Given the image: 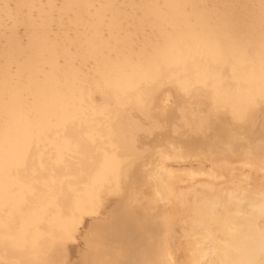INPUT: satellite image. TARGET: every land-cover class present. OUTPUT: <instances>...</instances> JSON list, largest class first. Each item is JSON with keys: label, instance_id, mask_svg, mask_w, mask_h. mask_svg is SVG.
<instances>
[{"label": "bare ground", "instance_id": "1", "mask_svg": "<svg viewBox=\"0 0 264 264\" xmlns=\"http://www.w3.org/2000/svg\"><path fill=\"white\" fill-rule=\"evenodd\" d=\"M80 1L83 0H64L60 13ZM84 1L86 2L81 10L85 14L73 15L70 21L76 26L81 25L87 35L84 34L76 40L73 38L67 43H53V40L47 39L43 33L32 34L26 56L21 55L23 50L16 43H10L4 50L6 64H9V59L14 57L8 56V49H15L14 52L18 56L14 61L15 74L8 73L7 65L0 66V247H2L0 251L5 246L9 247L11 250L9 255L16 254L14 257L17 256L18 261L26 256L22 253L26 245L28 248L24 253L31 254L27 256L33 260L31 256H34V253L37 256L45 250H41L44 247L43 242L47 251L51 249V258L49 252V258L45 257L47 254L45 250L46 254L41 253V256L44 255L46 260L44 258L42 260L40 255L41 258L37 259L44 261V264H56L57 261H61L62 258L60 259V255L57 256V254L64 250L62 249L64 245L53 242L57 236L50 228L54 230L58 228L61 233L57 234L56 231L55 233L59 235V239L61 237L60 240L66 242V239L70 238L71 229L76 224V220H71L73 217L66 218L67 213H63L64 209H62L63 212L58 210L61 206L58 193L65 194L62 201L64 204L66 201L67 205L63 204L64 208L66 207V211L69 210L68 214L77 218L96 208L103 193L114 190L120 192L122 188L125 189L124 185L129 183L127 177H136L137 174L134 165L123 172L117 158L101 152L92 177L82 189L71 188L70 185L55 179L59 181L56 183L53 178L48 177L49 181L42 180L43 188L41 184H38L41 188L39 190L42 191L38 193L36 191L38 189L21 179L18 170L30 167L28 159L34 152V148L38 149L42 143L49 142L51 137L56 150V162H60L68 142L58 138L55 135L56 130L64 129L70 122L83 120L87 116L88 108L84 99L91 94L84 95L81 88L83 80L75 66L76 60L80 65L92 61L96 85L99 88H108L117 95L129 92V89L141 80L158 76L162 64L176 65L197 55H203L204 58L215 61L223 60L228 55L239 54V58L242 59L247 44L252 41L253 36L264 30V0H243V5H233L231 14L206 12L197 7L194 0H162L163 7L157 6L152 0H140L137 6L139 12L129 15L115 9L110 0H106V6H101L93 14H89L87 7L90 0ZM228 4L231 5V2ZM52 10L49 6L45 10L47 14L41 15L38 21L31 20L28 23L29 26L33 30L38 27L44 31L50 21ZM40 11L43 10L40 9ZM105 11H109V16L103 24ZM124 22L127 23L124 24ZM104 25L107 31L106 36L102 33L101 26ZM209 26H212L213 31L209 30ZM145 27L156 30L159 40L143 38L142 29ZM129 28L131 33L128 32ZM70 47L74 48V53L70 52ZM59 58L63 59V64L58 62ZM239 81L245 86L244 89L228 93L215 88L211 94L212 99L215 106L226 108L228 118H232L236 126H242L241 129L245 127L244 125L254 128L255 136H246V140H239L236 133L238 129L226 128L223 125L225 122L220 121L218 115H213L210 108L201 109L198 118L193 120L178 105L162 110L158 115L149 118L146 132L138 131L139 123L138 125L133 122L128 123L125 129L129 128L132 135L123 143L127 144L128 150L136 151L145 143L143 141L148 142L146 137L153 134L151 138L153 141L161 142L172 137L174 141L184 143L185 151H192L204 143L211 145L226 141L225 149L229 147L226 150L223 147V152H226L221 153V149L220 152L218 151L221 154L220 158L222 154L224 155L221 161L233 156L235 159L241 157L247 164H252L254 170L263 168L264 116L261 118L258 116L259 108L256 104L264 97V33L250 71L239 76ZM136 93L133 92L131 95ZM219 116L225 117L223 114ZM228 126L230 127V124ZM144 135H146L145 140H142ZM238 148L246 150L240 152V149L237 151ZM177 151V149L171 151L176 158L184 156L185 152ZM234 151L237 153H233ZM229 153H233V156H229ZM145 154L147 156L150 153ZM166 156L168 155L165 154L164 157ZM227 161L222 163L223 166L231 162ZM220 164L219 167L222 165ZM227 166L228 164L226 168ZM135 167L139 168L138 165ZM226 168L223 169L225 172H227ZM165 175L161 173L151 178L156 194L160 195L159 199L169 194L167 200H171L167 202L169 204L166 203L171 207L165 214L166 219L162 217L165 222L158 220L161 217L156 219L157 217L150 214L147 208H139L137 204V206L132 205L130 203L132 200H128L132 198L134 202L135 198L125 195L130 199L123 202L121 211L115 217H111V219L115 218L114 224L112 227L108 224L110 228L106 229L107 233L103 231L105 227L96 229L102 230L101 233L105 235L99 237L100 239L95 237L97 242L91 247L88 245L90 250L87 256L86 254L84 256L88 259L86 262L89 264H175L178 260L171 261L169 243L180 236L179 239H183V242L179 240L182 242L179 245L183 258L179 259L178 264H264V188H260L264 187V183L263 186L258 185V190L255 187L259 183L255 182V186L252 187L256 190L252 191L251 184L249 185L251 190H246L248 185L246 188L240 185V188L236 187L239 184L236 185L235 182L231 184L236 186L228 188L229 183L224 189V186L213 187L215 181L211 182L212 184L205 181L202 185L208 184L209 187L204 188L200 183L202 188L193 179L189 180L191 181L189 185L193 187L187 188L188 184H183L184 187H182L181 184V189L186 188L181 190L178 176L171 178L173 175H168L170 177L168 178ZM218 183L219 181L215 185ZM225 183L227 181L219 185H226ZM153 201L156 202V200ZM158 206L163 207V205ZM178 221L182 224H178ZM42 222L49 224L47 228L44 226L47 230L40 226L42 230H45V238L44 233L37 226ZM181 225L183 231L179 232L177 226L181 227ZM175 229L183 234L176 236ZM49 230L51 232L48 236ZM101 233L98 234L101 235ZM41 237L44 238L43 242L41 241L42 247L37 245L40 244L37 241ZM95 238H93L94 242ZM176 245L178 247V243ZM7 247L3 254L6 253L5 251L9 253ZM53 250H57L58 253L55 251L56 254ZM62 253L61 256H63ZM66 255L67 253L64 256ZM53 256H57L58 259ZM26 257L23 258L26 259ZM11 258L10 260H14ZM32 260L30 259V262ZM20 261L28 262L29 260L21 259ZM38 262L35 260L34 264H41Z\"/></svg>", "mask_w": 264, "mask_h": 264}, {"label": "rangeland", "instance_id": "2", "mask_svg": "<svg viewBox=\"0 0 264 264\" xmlns=\"http://www.w3.org/2000/svg\"><path fill=\"white\" fill-rule=\"evenodd\" d=\"M152 1L157 6L163 7L162 0H152ZM194 1L197 7L203 9L206 12H213V13L217 12L223 14H231L233 5L244 4L243 0H194ZM85 2L86 1L83 0L80 1L78 4H72L70 5L69 9H66L63 13H60L62 6L64 4V0H28V1L0 0V66L4 64L7 65L8 66L7 71L9 70L8 73L10 75L16 72V64L14 61L18 55L17 53L14 52L15 49H8L9 50L8 56H14L13 58L9 59V64H6L5 62L6 54L4 50L5 48L7 49L10 43L13 44L16 43L21 48V50H23V52H21V55L26 56L28 54V45L30 41V36L32 34L37 35L43 33L47 39L53 40V43H62V42L67 43L72 41L73 38H75L76 40L77 38L82 37V35L84 34L87 35L86 30H84V28L81 25L76 26L74 24H71L70 21V19L73 18V15L85 14L81 10V7L83 4H85ZM110 2L111 4H113L112 6L115 7V9L117 8L118 11H121L124 14L129 15L130 13L133 12L135 13L139 12L137 6L140 0H110ZM229 2H231V5L228 4ZM106 3H107L106 0H90L87 7L88 13L93 14L95 10H97L99 7L106 6L105 5ZM49 6H51L53 10L51 13L50 21L45 27V30L43 31L38 27L33 30L28 23L31 20L38 21L41 15H46L47 13L45 12V10L49 8ZM40 9H42L43 11H40ZM108 13L109 11H105L104 13L103 24L106 23L107 17L109 16ZM127 22H124V24H126ZM101 27H103L102 28L103 35L106 36L107 31L105 25ZM142 30L144 33V36H142L143 38L148 37L152 40H159V36H156L157 35L156 30L151 29L150 27H145ZM209 30L213 31L212 26H209ZM128 32L131 33V28L128 29ZM263 33L264 30L261 32H257V34L253 36L252 41H250L249 44H247V47L245 49V55L242 59L239 58L240 57L239 54L228 55L223 60H215V61L204 58L203 55H197L192 59L186 60L176 65L162 64L160 65V71H159L160 73L158 76L149 80H141L137 82V84H135L133 88L129 89V92L123 94H117V95L114 94L108 88H99L96 85L97 80L93 74L92 61H87L85 62L84 65H80L77 60L75 61V66L78 68V71H80V76L82 77L81 79L83 80L81 84V88L84 91V95L88 93L91 94L90 97L85 96L86 98L84 99L88 108L87 116L83 118V120H75L74 122H70L69 124H67L68 126L64 129L59 128V130L58 129L56 130L57 132L55 133V135L58 138L68 142L67 149L63 150L62 159L60 162H56V150L54 149L52 144L53 140L51 138L53 137H51L49 139V142H45L44 144L42 143L41 145L38 146V149L34 148V152L29 156L28 159V163L30 167L22 168V169L20 168L18 170L21 179L31 184L32 185L31 187L38 189L36 190L37 192L40 191L39 189H41L38 186V184L40 185L43 182L42 180L49 181L48 177L53 178L54 180L56 179L62 181L63 183L70 185L71 188L82 189L83 186L87 184V181L92 177L98 155L101 152L117 158L119 166L123 172L127 170L129 166L134 165L137 174L136 177L133 176L127 177L129 179V183L124 185V188L126 190L122 188L120 192L114 190L106 194L103 193L102 196L104 195L105 197L101 196L100 203L97 205L96 208H94L92 211L85 212L84 214L78 216L77 218L76 216L74 217L71 214H68L69 210L66 211L65 209L66 207L64 208V205H67L66 201L65 204L63 203L65 194L63 195L62 193V195H60L61 192L60 194L58 193L59 196L56 194V196L60 197L59 199L61 201L60 204L61 206L59 207L60 209L58 210L62 211V209H64V212L63 211L62 212L67 213L66 218L71 219V217H73L71 220L74 219L76 220V224H74V226L71 229L70 238L66 239V242L65 240L63 241L60 240L61 237L59 239V235L57 234H60L61 231L58 228L57 229L59 231L56 228H55L56 230H54V228L49 227L50 230H52V233H54V235L57 236L55 237V239L56 238L57 239L54 240L53 242L56 241L55 243H59V245L61 244V246L64 245L63 246L64 248L62 247V249L67 251L66 252L63 250L62 252L64 254L61 251L59 252L60 254H57L58 253L57 250H53L54 252L55 251L57 252V253L55 252L57 256L59 255L61 256L62 253L63 256L61 257L59 256V258L60 259L62 258L61 261L64 259L63 264L64 263L89 264V262H86L88 259L84 257L85 254L87 256L88 250H90V247L92 246L93 243L97 242V238L100 239L99 237L105 235L104 233L106 229L108 230L110 228L109 227L110 224L112 227L115 218L111 219V217H115V215L121 211L123 202L129 198V197L128 198L125 197V195L126 196L131 195L130 198L131 197L135 198L134 202L132 198L131 199L129 198L130 200H128V201L132 200L130 202L132 203V205L137 204L138 206H140L139 208L141 207L145 209L147 208L150 214H152L153 216L155 215L154 217H157L156 219L161 217V219L159 218L158 220L165 222L164 219H166L167 216L165 214H167V210L171 209L170 205H167L169 204L167 202H170L171 200L170 199L167 200L169 194H167L166 192L165 193L167 194V196L163 195V198L159 199L160 195L156 194L157 193L156 189L151 180L152 176H159V174L161 173L166 174L165 176L168 178H170L169 176L172 175L173 176L171 178H175L174 176H178L179 178L177 179L178 181H180L179 182L180 189L184 187L183 184L189 185V183L191 182L189 180H193V179L194 181L196 180V184L197 185L199 184V187L203 184L202 182L205 183V181H207V183L210 182L208 184H212L211 182L215 181L216 183L212 185L213 187L217 186L218 188H220L224 186L223 187L224 189L226 188L225 186L228 187L229 183L230 185L228 188H230V186H233L234 184L231 183L234 182L236 185L239 184L237 186L236 185L234 186L240 187L241 185V187L245 186L244 188H246V185H248L249 188V185L251 184L250 187L252 188V191H255L264 183V174H263L264 167L258 170H254V168H252L253 166H251L252 164L250 163L247 164V162L241 159V157L240 159H235L234 156L232 155L233 153L236 154L237 151H239V149L240 152H244L246 150L245 148H244L245 150L243 148H238L237 151H234L232 154L229 153L228 154L229 156L230 155L233 156L230 157L229 159L232 158L233 160L232 159L229 160L227 158L221 161V158L224 157V155L222 154L220 158L219 155L221 154L218 153V151L220 152L222 150L221 153L223 152L225 146H227L226 141H223L222 143L216 142L215 144H211V145L210 143L208 144L204 143L196 147L197 151L195 149H193L192 151H185L186 147L185 146L183 147L184 143L174 141L172 137L169 139L161 140V142L163 143L153 141V139H151L153 138V134L148 135V137L144 135L142 140L143 139L145 140L146 137V140L148 142L143 141L145 143L142 144L140 148L138 147L136 151L128 150L126 148L127 144L123 143L124 140L130 138L132 135L131 132L129 131V128L127 130L125 129V126L128 123L133 122L136 123L137 125L139 123L138 131L146 132L145 129L149 123V118L158 115L162 110L165 109L167 110L169 108L176 107L178 105L181 106V108L185 111V114L193 120L194 119L196 120L198 118L201 109L210 108L212 110L211 113L213 115H218V119L220 121L225 122V124L223 123V125H225L226 128L229 129L234 128V130L236 128L239 130V131L237 130V132L235 131L237 133V137H239L238 138L239 140L242 139L243 141V139H245L246 136H251V137L255 136L253 135L256 133L254 128L247 127V125H244L247 129V131H244L246 130L245 127H243L244 129L243 128L241 129L242 126L240 127L239 125L236 126V122H234L232 118H228L226 108L215 106L214 99H212L211 94L213 92V89L215 88L219 90H223L228 93H233L237 90L244 89L245 86L239 81V76L246 74L250 71L253 64V59L259 50V43L261 41V37L263 36ZM69 50L71 53L75 52L74 48L72 47H70ZM58 62L60 64H63V59L59 58ZM133 92H137L136 95L133 94L131 95V93ZM256 107L259 108L258 116L260 118L263 117L264 97L258 100ZM260 108L263 109L261 110ZM220 114L225 115V117L219 116ZM233 122L235 125L233 124ZM229 124L230 127L228 126ZM248 128L250 129L248 130ZM122 137L123 139H121ZM171 141L174 143V145ZM205 145H207V147ZM203 146H205V148H202ZM151 148H153V150H151ZM174 149H177L178 150L177 152H182V153L185 152L183 154L184 156L176 158L171 152ZM144 152L147 154L150 153L151 155L149 154L146 156ZM225 152L226 151H224L223 153ZM169 153L171 155H169ZM165 154H167L168 156L164 157ZM218 158H220V160ZM226 160H228L227 162L231 161L230 163H227L229 166V170H228V166L226 168L227 164H224V166L222 164V163H226ZM219 163L222 164V165L220 164L222 168L221 166L219 167ZM135 165H138L139 168L135 167ZM225 168L227 172L223 170ZM249 172L252 173L250 174ZM183 178L185 179L183 180ZM222 180L224 182L227 181V183H225L226 185H219L223 182ZM39 181L41 182L39 183ZM194 181L193 183H195ZM217 181H219L218 183L219 186L215 185L217 184ZM58 182L56 181V183ZM184 182H188V183H184ZM255 182H258L259 184H256ZM208 184L206 186L205 185L202 186L206 188L209 187ZM255 184L257 185V187H255L256 189L252 187L253 185L255 186ZM128 185L130 186V188H128L129 187ZM40 186L43 188L42 184ZM190 186L191 185H189L187 188H189ZM248 188L246 190H251L250 188L249 189ZM260 188L262 189L264 187H260ZM185 189L186 188L181 190H185ZM156 195H158V197H156ZM61 197L63 198L61 199ZM153 200H156V202H154ZM58 201L59 200L57 198V202ZM157 204L163 205L162 208L165 209H166L165 206H167L169 209H166L165 211H161L160 209L162 208H160V206H158ZM153 209L157 210L158 212ZM161 213L164 215H162ZM162 217H164V219ZM43 222L42 224L39 223L37 226L41 230V232L44 233L43 237L45 238V230H47L45 229V227L46 226L48 227L49 224L48 223L43 224ZM177 223L182 224L181 221H178ZM40 226L41 227L43 226L42 228L45 230H42ZM107 226L108 228H106ZM102 227L103 228L105 227L103 230L104 231L103 234L101 233L102 230H98V231L96 230L98 228L103 229ZM177 227H179L177 228L179 232L183 231L182 225L181 227L180 226ZM177 229H175L176 236L183 234V233L180 234L177 231ZM50 230L48 236L51 232ZM55 231L57 234L55 233ZM99 232L101 233V235L98 234ZM43 237H41L37 241L40 242V244L37 245L43 246L44 244V247L41 248V250L45 249L47 251V248H45L46 246L45 242H43L44 240ZM182 237L183 235L181 236V238ZM93 238L96 239L95 242ZM175 238L176 240H174L173 242L171 240V242L169 243L170 246L168 245L170 247L169 256H171L172 258L171 261L173 259L174 261L178 260L175 263L178 264L179 259L183 258L182 257L183 255L181 253L182 250H180L181 247L179 245L180 243L183 242V239H179L180 236ZM179 240H181L182 242H180ZM41 241L43 242V244H41ZM64 242L66 245L64 244ZM177 243H178V247L176 245ZM2 246L4 247L5 245ZM5 247L0 251V253L2 252L0 256L2 255L4 257V255L6 254L4 257L5 259L2 258V256L0 257L1 260L3 259L2 263L0 260V264H12V263L29 264L30 259L32 260V258L28 257L31 254L28 255V253H24L25 250L28 248L27 245L25 246V250L22 253L26 254V256L28 255L27 256L28 258L26 256H23L26 257V259H24L23 257H21V259L25 261L29 260L28 262L20 261L21 260L19 259L20 257H18L19 259L18 261L17 256L16 258L14 257V255L16 254L12 256L9 255L11 251L9 247H7V249H9V253L5 251L6 253L3 254ZM144 247H146V245ZM44 251L42 252L39 251L40 254H38L37 251L38 254L37 256L36 253H34L35 254L34 256H36V258H34V256H31L33 257V260L30 263L34 264L35 260L36 262H38L37 260H39L38 263L44 264V261L37 259L38 257L41 256V253L44 255L47 253L45 257L47 256L46 257L47 259L49 257L51 258V254H52L51 249H49L46 253ZM12 252L11 254H13ZM48 252L50 256L48 255ZM66 253L67 255L64 256ZM173 254H175L176 256ZM44 255L43 257L41 256L42 260L43 258L44 260H46ZM9 256L12 257L11 259L14 260H10ZM18 256H22V255L19 254ZM57 256H55L56 259H58Z\"/></svg>", "mask_w": 264, "mask_h": 264}, {"label": "snow or ice", "instance_id": "3", "mask_svg": "<svg viewBox=\"0 0 264 264\" xmlns=\"http://www.w3.org/2000/svg\"><path fill=\"white\" fill-rule=\"evenodd\" d=\"M56 264H63V262L62 261H57Z\"/></svg>", "mask_w": 264, "mask_h": 264}]
</instances>
